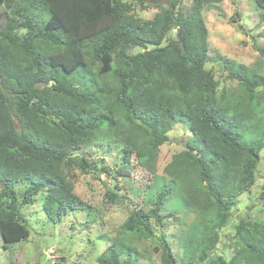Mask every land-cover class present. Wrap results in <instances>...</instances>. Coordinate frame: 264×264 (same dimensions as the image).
<instances>
[{
    "label": "trees",
    "instance_id": "16d2710c",
    "mask_svg": "<svg viewBox=\"0 0 264 264\" xmlns=\"http://www.w3.org/2000/svg\"><path fill=\"white\" fill-rule=\"evenodd\" d=\"M135 1L147 9L163 0ZM181 1L167 0V8L141 20L128 0H0L10 10L0 29L5 248L30 235L20 208L40 192L52 223L73 211L88 212L67 171L92 170L77 151L114 139L123 145L116 172L128 175L133 163L153 174V181L143 206L129 214L98 264H124L122 256L134 255L126 238H154L169 219L190 224L179 259L159 235V264H264V226L243 221L230 260L209 256L236 198L255 182L264 117L257 118L258 126L253 120L264 105V77L230 63L229 77L239 89L218 94L205 68L208 36L201 13L224 0H192L188 9ZM253 1L264 23V0ZM174 29L175 40L162 45ZM132 47L142 51L131 55ZM257 51L264 60V43ZM177 123H186L191 135L164 175H155L159 148ZM106 195L111 202L118 197ZM259 199L264 203V185Z\"/></svg>",
    "mask_w": 264,
    "mask_h": 264
},
{
    "label": "rangeland",
    "instance_id": "374dc122",
    "mask_svg": "<svg viewBox=\"0 0 264 264\" xmlns=\"http://www.w3.org/2000/svg\"><path fill=\"white\" fill-rule=\"evenodd\" d=\"M128 1L133 5L134 16L141 20L152 19L161 8L168 7L167 0L156 3L157 6L149 4L147 9H141L135 0ZM191 1L182 0L181 6L188 9ZM259 14L260 10L253 0H224L203 8L201 15L208 36L205 68L217 81L218 94L239 89L238 82L229 77L227 67L230 63L243 65L264 77V60L257 51L264 43V23L260 22ZM8 15L9 8L0 6V29ZM175 37L174 29L167 34L162 45H167ZM141 51L138 47L128 49L131 55ZM255 114L254 126H258L257 118L264 117L263 104ZM190 135L186 123L174 125L168 133V142L159 148L155 175H164L165 166L174 154L184 149ZM122 149V144L107 139L78 150L77 153L87 159L93 169L83 172L74 168L67 172L74 193L90 207L89 211H73L60 222L52 223L43 212L45 193L40 192L33 198L32 204L20 208L30 230L28 238L8 244L5 248L0 237V264H98V258L104 254L111 239H118L117 234L129 214L143 206L147 189L153 181V174L133 163L127 167L128 175L116 172L122 165ZM263 185L264 149L260 153L254 185L236 198L227 223L217 231L218 242L209 254L210 259L221 257L230 260L239 248L236 228L241 221L264 226V203L259 199ZM24 186L19 185L17 191L22 192ZM107 192L118 195L117 199L111 202ZM167 213L164 212V215ZM189 224V219L182 224L169 219L159 231L155 230L154 238L127 237L134 255L130 258L122 256L121 261L124 264H159L160 252L156 249H160V234L165 235L174 255L181 258L183 236Z\"/></svg>",
    "mask_w": 264,
    "mask_h": 264
}]
</instances>
